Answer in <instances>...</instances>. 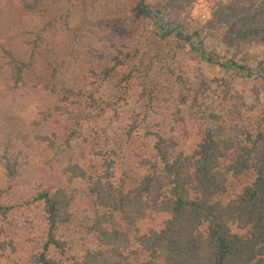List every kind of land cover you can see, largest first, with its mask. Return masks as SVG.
I'll list each match as a JSON object with an SVG mask.
<instances>
[{"label":"trees","instance_id":"1","mask_svg":"<svg viewBox=\"0 0 264 264\" xmlns=\"http://www.w3.org/2000/svg\"><path fill=\"white\" fill-rule=\"evenodd\" d=\"M178 5L176 0H136L131 8V27L145 20L154 25L160 46L153 52L146 55L140 48L142 32L132 27L138 36L130 34L131 43H121L82 85L52 83L62 100L57 112L66 123L63 130L37 139L53 154L46 159L62 165L59 184H37L25 197L11 193L15 184L26 182L20 179L24 164H40L41 155L31 156L37 145L22 139L16 123L5 126L0 119V168L8 184L0 190V197L7 194L0 198V258L9 260L20 248L7 235L26 225L34 233L24 237L31 245L23 264H264V115L254 129L229 124L227 90L206 85L197 71L191 77L179 66L175 73V59L167 58L163 65L160 51L163 40H177L207 63L251 75L241 63L244 58L235 57L264 44V0H215L203 28L222 32L221 43L232 51L224 64L203 49L200 30H185L170 18ZM5 55L13 86L19 87L26 64L9 51ZM256 69L264 80V56ZM173 74V81L180 79L179 96L170 90ZM216 88L219 101L213 105L209 89ZM194 122L197 140L187 152L182 135ZM133 141L149 149L140 160L144 173L136 176L123 167L113 187L107 177L116 178L115 161L118 156L123 161L121 150ZM95 159L107 167L105 179L96 174ZM248 172L254 179L240 193L221 198L229 175ZM79 193L93 201L91 211L75 208ZM150 212L169 215L163 227L141 234L125 228Z\"/></svg>","mask_w":264,"mask_h":264},{"label":"rangeland","instance_id":"2","mask_svg":"<svg viewBox=\"0 0 264 264\" xmlns=\"http://www.w3.org/2000/svg\"><path fill=\"white\" fill-rule=\"evenodd\" d=\"M165 1L167 0H163ZM176 1L179 8L173 9L170 18L179 22L185 30L190 32L200 30L203 49L207 53L213 52L223 64L228 62L232 57V51L221 43L219 38L222 32L203 28L215 0ZM135 2L136 0H0V119L5 126L6 123H16L22 139L37 145L34 151L32 149L31 156L41 155L40 164L36 165L31 161L32 163H26L22 167L20 179L26 182L13 186L11 193L15 197L28 196L37 184L44 186L59 184L62 178L60 171L62 165H58L57 160L52 157L48 158L51 160L46 159L53 154L44 148L40 139H37L38 136L49 135L52 131L63 130L66 123L64 115L57 112L62 100L56 95L52 83L61 82L71 87L82 85L90 79L92 70H99L108 62L110 55L115 53L121 43H131L132 27L142 32L138 42L142 46L140 48L145 47L146 55L155 50L154 46H160L157 43L159 39L153 34L152 21H138L131 27V8ZM133 34L138 36L136 32ZM152 39H155V42ZM197 40L194 39L193 43L196 44ZM161 43L163 65L166 64L167 58L171 57V60L175 59V73L179 72V66L191 77L197 71L203 75L206 85L214 88L220 85L227 90L230 96L227 104L229 124L239 122L247 128L256 127L260 115H264V80L258 77L256 69L258 61L264 56V44L253 45L235 57L244 58L245 61L241 63L250 69L251 75H248L245 70L225 69L207 63L184 42L183 47L179 46L177 40H163ZM6 51L26 64L23 68L24 83L16 88L13 86V70L7 65ZM174 74L170 90L179 96L180 79L179 82L173 81ZM168 76L170 78V75ZM155 78L161 77L156 75ZM209 90L208 102L214 105L219 101L218 89ZM167 94L168 91L163 89V97ZM172 104L174 107L176 102L173 101ZM185 115L187 119L191 117L188 113ZM186 122L189 123L188 120L183 123ZM190 124L192 130L182 135V148L187 152L191 151L197 140V122ZM116 139H119V136ZM120 145L119 140L118 146ZM21 146L24 148L25 144L21 143ZM123 148L121 150L125 156L123 161L119 156L115 161L116 178L107 177L113 187L118 186L117 176L121 175L123 167H128L136 176L144 173L140 160L147 156L148 147L140 149L139 143L133 141ZM45 160L49 162L44 163ZM93 163L97 168L96 174L103 178L107 167L101 160L95 159ZM253 179L252 172L229 175L227 191L221 198L228 200L235 197ZM76 184L81 187L82 183ZM7 185L0 168V190L6 189ZM2 196L0 198H7V194L5 197ZM92 202L82 193H79L74 201L75 208L81 213L91 211ZM168 217L167 213L150 212L138 220L135 226L125 228L131 234L138 232L141 234L151 229L158 230L163 227L164 220ZM36 222L38 230L41 222L39 219H36ZM24 226L19 231L14 229L11 235H7V238L19 242L20 248L9 260L1 257L0 264H13L14 261L23 264L26 261L28 256L26 250L31 244L28 242L26 244L24 237L28 235L32 237L34 228L31 232L26 225Z\"/></svg>","mask_w":264,"mask_h":264}]
</instances>
